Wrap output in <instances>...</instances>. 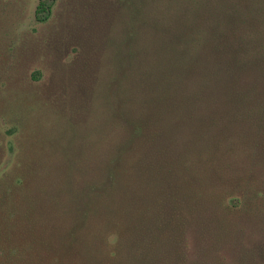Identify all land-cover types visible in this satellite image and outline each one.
<instances>
[{
	"label": "trees",
	"instance_id": "obj_1",
	"mask_svg": "<svg viewBox=\"0 0 264 264\" xmlns=\"http://www.w3.org/2000/svg\"><path fill=\"white\" fill-rule=\"evenodd\" d=\"M89 4L76 88L0 95V264H195L190 228L261 156L231 137L264 117V0Z\"/></svg>",
	"mask_w": 264,
	"mask_h": 264
},
{
	"label": "rangeland",
	"instance_id": "obj_2",
	"mask_svg": "<svg viewBox=\"0 0 264 264\" xmlns=\"http://www.w3.org/2000/svg\"><path fill=\"white\" fill-rule=\"evenodd\" d=\"M40 1L0 0V95L29 88L55 90L58 99L78 84L75 68L80 69L81 52L91 49L82 28L91 0H45L51 5L40 14L45 20L37 17ZM38 72L41 79L34 81ZM253 121L234 126L231 139L246 136L259 145L261 156L237 159L245 161L229 169L237 185H227L230 193L208 214V226L190 228L195 264H264V117Z\"/></svg>",
	"mask_w": 264,
	"mask_h": 264
}]
</instances>
